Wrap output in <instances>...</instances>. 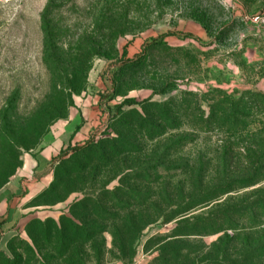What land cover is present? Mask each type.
Wrapping results in <instances>:
<instances>
[{"label":"rangeland","instance_id":"rangeland-1","mask_svg":"<svg viewBox=\"0 0 264 264\" xmlns=\"http://www.w3.org/2000/svg\"><path fill=\"white\" fill-rule=\"evenodd\" d=\"M263 17L264 0H0V194L26 188L27 221L0 264H264V180L204 198L264 162ZM72 212L73 258L52 225L29 238Z\"/></svg>","mask_w":264,"mask_h":264},{"label":"trees","instance_id":"trees-1","mask_svg":"<svg viewBox=\"0 0 264 264\" xmlns=\"http://www.w3.org/2000/svg\"><path fill=\"white\" fill-rule=\"evenodd\" d=\"M49 18H50V12H49V6H48V8L45 9L44 13L41 16V25H42V30H43V33L45 36L44 38L46 41V45L47 44L51 45V43L53 42L52 40H54V35H53L54 33L52 32V30L54 31V29L50 26L51 24H50ZM85 149H86V147H75L73 149V152H74V154L79 155ZM70 154H72V152ZM248 166H249L248 167V172H249L248 177L235 180L231 183H227L226 185L217 186L213 189V191L211 193L205 195L204 198L205 199L208 198L210 201L215 200L217 198H220V197H223L227 194L232 193L235 189L252 187V186L257 185L259 182L264 180V175H263V173H264V162H263V158L260 155L255 156L254 160L248 159ZM163 170H165L166 172L170 171V169H168V168H163ZM54 187H55V182H54V184H52L50 189H53ZM47 192L48 191H46L44 194H46ZM205 199H200L198 204L199 205L204 204ZM263 201H264V199H263ZM257 203L259 204V201H254L251 204L250 208L254 204H257ZM198 204L197 205H192V204L185 205V207L178 213V215L174 219H176L178 216H181V218H183L184 216L182 217V215H185L186 213L190 212L191 210L197 208L199 206ZM260 205L263 206V202H261ZM71 216H72V218H70V219L63 218L60 223H56V222H52V221H47L45 223H42L40 221H32L28 226L29 238L31 239V241L33 243H35V244L39 243V239H36L32 235L31 231H29V227H31L34 224H38L42 228H45L44 237L49 242L51 239V236H50V232L47 230V225H52V228L54 230L53 234L55 235L57 247L55 246L56 248L55 247L51 248L50 251L53 252L54 254H56L57 256H60V258H65V259L73 258L75 251L77 249V246H78V245H76V243H78V239L81 237L86 238L87 233H86V230L84 229L85 228L84 226L86 225V223L84 222L85 219L83 218L84 219V221H83V219H81L82 217H80L77 213H73V212H72ZM95 216H97L96 213H95ZM116 222L121 223L122 221L119 218H116ZM188 223H189L188 219L180 220L177 223V227L178 228L182 227L184 225H187ZM97 229H98L97 232H99L101 234H104L106 232L100 228H97ZM189 229H192V231H193V229H195V225H194V228L190 227ZM186 230H188V229H186ZM174 231H177V229ZM140 234H142V232L141 233H135V234L133 233L132 234L133 239H135V241L138 240V237L140 236ZM91 235H90V237H91ZM185 236H190V234L185 233V234L175 235L173 237L178 238V237H185ZM16 238H17V236L14 237L10 242V255H9V257L6 255H0V256H4V257L8 258L9 260H12V258H13L12 249H13V246H14L13 244H14V241ZM168 239H171V238L169 237ZM178 240H181V239H178ZM134 244L135 243H133V245H131L130 249L128 248L129 246H126V245H122L120 247L114 246V248L120 253V255L122 256V259L126 258L125 256L128 254V251H129V254L131 252V254H132L131 257L133 258L135 256V253H136V245H134ZM105 251H107V247H106V245H103L102 248L98 251V254H103ZM178 251H183V248H181V249L178 248ZM100 256H102V255H100ZM49 258L43 257L42 260L45 263L46 261H51ZM63 261L65 264H71L72 263L71 259L67 260V261L66 260H63ZM219 264H226V263L224 261H222V262H219Z\"/></svg>","mask_w":264,"mask_h":264},{"label":"crops","instance_id":"crops-1","mask_svg":"<svg viewBox=\"0 0 264 264\" xmlns=\"http://www.w3.org/2000/svg\"><path fill=\"white\" fill-rule=\"evenodd\" d=\"M37 159H40L39 162ZM35 160V169L38 172L41 171L42 165H49L46 157L41 156ZM46 168V167H45ZM43 168V170L45 169ZM28 191L31 192L32 185H29ZM38 190V187H34V191ZM26 191L22 189L20 185H15L14 183L8 184V186L0 194V255H10V242L18 235V229L23 226L27 221L21 216L22 211L20 206L22 204L21 197L23 192Z\"/></svg>","mask_w":264,"mask_h":264},{"label":"built area","instance_id":"built-area-1","mask_svg":"<svg viewBox=\"0 0 264 264\" xmlns=\"http://www.w3.org/2000/svg\"><path fill=\"white\" fill-rule=\"evenodd\" d=\"M263 19H264V17H263ZM261 19L258 17V18H256V19H254V21L255 22H259Z\"/></svg>","mask_w":264,"mask_h":264}]
</instances>
